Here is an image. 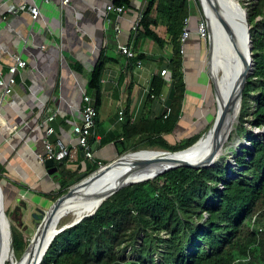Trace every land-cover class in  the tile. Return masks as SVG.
I'll return each instance as SVG.
<instances>
[{
    "label": "crops",
    "instance_id": "obj_1",
    "mask_svg": "<svg viewBox=\"0 0 264 264\" xmlns=\"http://www.w3.org/2000/svg\"><path fill=\"white\" fill-rule=\"evenodd\" d=\"M127 1L125 10L119 12L107 11L115 0H70L66 5L61 0H0V68L7 69L15 53L27 61L14 91L5 95L0 88V175L4 176L5 204L14 223L32 215L37 207L47 210L59 192L58 170L55 176L49 175L45 163L37 158L45 150V132L37 127L45 116L57 111L52 122L55 135L50 139L60 137L79 152L69 166L64 162L66 169L81 176L95 163L84 157L73 127L82 121L83 93H89L91 74L102 52L108 60L90 137L96 161L107 164L119 157L127 123H152L166 115L174 86L173 79L168 80L170 71L161 74L171 68L173 54L171 36L166 32L169 13L164 6L153 12L158 24L152 28L161 35V44L146 36L141 26L138 34L134 28L150 1ZM22 4L37 6L39 16L34 19L28 11L15 13ZM195 7L188 25L192 34L184 44L187 86L182 114L174 129L164 135L171 144L204 130L214 108L212 79L203 63L199 65L205 40L196 33L200 20L196 2ZM121 46L131 49L134 56L122 54ZM138 54L143 57L138 59ZM155 76L163 79L159 93L162 101L150 97ZM121 109L125 111L124 121L119 119Z\"/></svg>",
    "mask_w": 264,
    "mask_h": 264
},
{
    "label": "trees",
    "instance_id": "obj_2",
    "mask_svg": "<svg viewBox=\"0 0 264 264\" xmlns=\"http://www.w3.org/2000/svg\"><path fill=\"white\" fill-rule=\"evenodd\" d=\"M149 1L141 30L161 44V35L152 28L158 24L153 12L164 6L169 13L166 32L171 36L173 54L166 73L171 72L174 83L168 105L170 113L152 123H127L119 156L141 149H186L207 132L217 113L214 99L210 122L204 130L176 144L164 138L182 114L187 83L181 36L193 9L192 0ZM195 1L199 19L204 18L198 0ZM239 1L247 10L251 25L254 69L243 92L237 124V133L247 137L250 146H241V154L233 149L236 167L219 161L199 170L178 167L154 179L126 186L106 199L94 215L58 234L40 264H264V137H257L247 127L250 122L254 128H264V0L247 5L244 0ZM127 3L114 2L118 6ZM141 30L138 28L136 33ZM205 42L207 46L208 40ZM141 57L143 54L137 55L138 59ZM106 60L102 52L88 86L91 95L87 94L94 99L97 109ZM162 84L163 79L155 76L150 97L159 95ZM64 164L57 162L59 192L54 201L82 179ZM98 169V163H94L84 173L88 176ZM14 227V250L20 258L30 238Z\"/></svg>",
    "mask_w": 264,
    "mask_h": 264
},
{
    "label": "water",
    "instance_id": "obj_3",
    "mask_svg": "<svg viewBox=\"0 0 264 264\" xmlns=\"http://www.w3.org/2000/svg\"><path fill=\"white\" fill-rule=\"evenodd\" d=\"M201 5L202 11L208 23L209 28V37H208V70H210V64L212 59V52L214 49L212 43V29L207 17L205 7L201 0H198ZM238 8L234 7L233 9H228L226 6L221 4L219 0H210V4L216 14V49L218 48L219 52L216 51V54L228 53L226 57H231V61L228 63V72L222 76V82L225 83V87L228 89L230 85L233 84L230 95L224 104H220V90L215 81L213 82L214 86V96L217 105V113L215 120L211 127L207 130L205 134L192 146L179 150L176 152L166 151V150H155V149H142L133 152H128L123 155H120L112 162L105 164L102 168L94 171L90 175L86 176L85 173L81 175L82 179L72 185L69 190L61 195L57 200H55L51 206L44 210L41 207H37L32 213V218L35 219L37 223L36 231L33 237L30 239L28 248H37L40 243L41 237L45 232V229L49 225L50 220L60 212L63 207L64 202L70 198L79 195L81 191L85 188L91 187L95 182L101 179L103 176L107 175L109 172L113 171L116 167L120 166L127 157L132 156L141 152H151V153H167L172 155H177L173 160H155L154 158L139 159L136 161L138 166L146 168V173L134 177H126L124 180L114 184L111 188H108L106 197L98 204L96 209L89 214H85L69 223L64 224L57 230H54L51 238V243L54 238L61 232L74 227L80 223L84 218L92 216L96 213L101 204L108 199L110 196L118 192L120 189L134 185L137 183L145 182L151 179H154L165 172L175 169L178 167H190L194 169H203L212 167L219 156V152L223 150L225 142L228 140L231 129H232V117L235 114V111H241L242 98L245 86L247 84L249 76L253 73L254 61H253V41L251 37V25L248 21L247 10L243 7L239 0H235ZM221 42H225L224 46H221ZM228 51V52H227ZM242 58L243 66L242 71L235 78V69L237 60L240 61ZM212 143L213 151L204 161H190L185 159H179V156L186 155L189 152H192L199 148L204 143ZM156 163V164H155ZM45 168L49 175H54L58 170L56 162L54 160H47L45 162ZM1 184V183H0ZM2 185V184H1ZM0 185V251L11 252L12 255L15 254L14 250V241L13 233L10 229L7 228L5 214L3 211L4 205V191L3 187ZM50 243V244H51ZM50 246V245H49ZM48 246V248H49ZM24 252V254L26 253ZM23 254V255H24ZM23 255L21 257H23ZM45 255V253H44ZM34 256L30 264H40L43 260V257ZM16 257V254H15Z\"/></svg>",
    "mask_w": 264,
    "mask_h": 264
},
{
    "label": "bare ground",
    "instance_id": "obj_4",
    "mask_svg": "<svg viewBox=\"0 0 264 264\" xmlns=\"http://www.w3.org/2000/svg\"><path fill=\"white\" fill-rule=\"evenodd\" d=\"M207 17L212 29V43L214 46L212 52V59L210 64V70L208 73L212 81H215L220 90V104H224L228 99L233 84L230 85L228 89L225 87V83L222 82V76L228 72V63L231 61V57H226L228 53L216 54L218 53V48L216 49V14L210 4V0H201ZM221 4L226 6L228 9H233L234 7L238 8L235 0H219ZM225 42H221V46H224ZM228 52V51H227ZM237 66L235 69V78L238 77L242 71L243 60L236 61ZM240 112L235 111V114L232 117V129H234L235 123H237ZM238 126V125H237ZM229 142V141H228ZM228 144V143H227ZM243 145V144H241ZM245 146V145H243ZM242 146V147H243ZM227 149V148H226ZM213 151L212 143H204L196 150L187 153L186 155L179 156V159H185L190 161H204ZM225 151V150H224ZM222 150L219 152L221 155ZM223 154V153H222ZM218 156V157H219ZM177 155L167 154V153H151V152H141L127 157L124 162L116 167L113 171L109 172L107 175L103 176L97 182H95L91 187L85 188L79 193V195L68 198L59 213H57L49 222V225L45 229L43 236L41 237L40 243L37 248H29L26 253L21 258H17L8 251H0V264H30L34 256L42 257L46 253L48 246L51 243V238L54 230L59 229L64 224L69 223L85 214H89L96 209L98 204L106 197L107 189L111 188L112 185L124 180L126 177H134L146 173V168L138 166L136 161L139 159L154 158L155 160H173ZM222 158V157H221ZM156 164V163H155ZM5 199V196H4ZM5 201V200H4ZM5 202L3 205V211L5 214ZM7 228L9 229V223L6 219Z\"/></svg>",
    "mask_w": 264,
    "mask_h": 264
},
{
    "label": "built area",
    "instance_id": "obj_5",
    "mask_svg": "<svg viewBox=\"0 0 264 264\" xmlns=\"http://www.w3.org/2000/svg\"><path fill=\"white\" fill-rule=\"evenodd\" d=\"M48 2L50 0H44ZM70 0H61L63 5L69 3ZM115 9L119 12L125 10V6H118L115 4H110L107 6V11ZM19 11H28L32 14V17L36 19L39 16L40 10L37 6H30L27 4L20 5L14 12L17 13ZM142 18L136 23L135 30L138 29L141 25ZM189 18L185 20V29L181 36L182 42V52L184 53V44L189 40L191 36V30L188 27L189 25ZM196 33L198 36L203 40H208L209 37V28L207 20L204 18H200L196 26ZM120 52L125 54L129 57L134 56V52L129 49L127 46H121ZM13 61L8 66L7 69L0 68V88L3 89L5 95H10L14 91V87L17 83V76L22 72L23 69L27 67V61L22 57L21 54L15 53L12 55ZM140 64V62H139ZM162 75L166 74V69L161 71ZM153 98L157 99L158 101H162L164 98L161 95L155 96L152 95ZM82 121L81 123L75 124L73 127V131L77 137L78 145L83 152L85 158L95 161L98 163L99 168L104 166V163L99 160H95L94 152L92 149V143L90 137L94 131L96 125V118L98 115V110L95 105L94 99L87 94L86 92L83 93L82 97ZM166 116L170 113V108L167 107ZM57 117V111L51 112L49 115L45 116L43 120L38 123L39 128L43 129L45 132V150L44 152H39L37 154V158L40 162L45 163L47 160L51 159L57 162H66L67 165H70V162L75 160L78 157V150L73 148L68 143H66L62 138L56 137L54 140H51L50 137L55 135V129L52 126V122ZM119 119L121 121L125 120V111L121 109L119 111ZM3 118L2 114L0 113V124L2 123ZM222 186V185H221ZM29 191L27 189L23 195L26 196V193Z\"/></svg>",
    "mask_w": 264,
    "mask_h": 264
},
{
    "label": "rangeland",
    "instance_id": "obj_6",
    "mask_svg": "<svg viewBox=\"0 0 264 264\" xmlns=\"http://www.w3.org/2000/svg\"><path fill=\"white\" fill-rule=\"evenodd\" d=\"M253 1H257V0H244L245 5L250 4ZM195 2H196L195 0H192V3H191L193 10L196 8ZM200 7H201V5H200ZM202 13H203V11H202ZM203 15H204V13H203ZM204 43H206V42H204ZM208 56H209L208 45L206 46V44H205V45H203L202 50H201V57H200L201 60L199 62V65L203 63V66H205L204 70H206V71L208 69ZM170 79H171V72L168 76V80H170ZM238 123H239V119H238L237 123H235L234 129L231 132L228 140L225 142V145H224L223 150H222L223 154L221 153V155L217 159V161H219L220 163L225 162L230 167H236L235 160H234L236 151L239 154H241V149H240L241 146H243V145H245L243 147H246V146L249 147L250 146L248 138L243 136V135H239L237 133V124ZM247 127L250 130H252L257 135V137H264V128H254L250 122L247 124ZM3 128H4V124L2 125L1 129H3ZM241 144H243V145H241ZM233 149L236 151H234ZM155 150H158V149H155ZM3 180H4V176L0 175V183L2 184V187L4 190L6 185H5V182ZM57 195L55 194L53 197H57ZM18 203L20 205H22V202L20 200H18ZM5 205H6L5 206L6 219H7L8 223L10 224V229L12 230V226H15L14 229L16 227H18V229L17 230L15 229V231H17V232L21 231L28 239L29 238L31 239L33 237V235L36 231V227H37V223H36L35 219L32 218V215L27 214L26 218H23L21 222L16 221L14 223V220L11 218V214L9 212L8 205L7 204H5ZM14 256H15V254H14Z\"/></svg>",
    "mask_w": 264,
    "mask_h": 264
}]
</instances>
